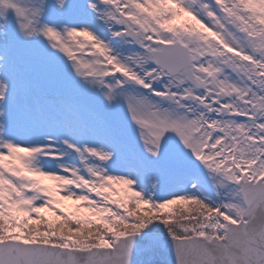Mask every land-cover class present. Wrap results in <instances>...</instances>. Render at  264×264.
<instances>
[{"label": "snow or ice", "instance_id": "1", "mask_svg": "<svg viewBox=\"0 0 264 264\" xmlns=\"http://www.w3.org/2000/svg\"><path fill=\"white\" fill-rule=\"evenodd\" d=\"M0 264H264V0H0Z\"/></svg>", "mask_w": 264, "mask_h": 264}, {"label": "trees", "instance_id": "2", "mask_svg": "<svg viewBox=\"0 0 264 264\" xmlns=\"http://www.w3.org/2000/svg\"><path fill=\"white\" fill-rule=\"evenodd\" d=\"M45 183H48V182L45 181ZM49 184H50V183H49ZM114 187H115V193H114V195H115V196H119V197L124 198L125 203L127 204V201L130 199V195H129L128 193H125L124 188L122 189V186L115 185ZM182 205H183V206H182ZM184 205H186L184 202H182V201H177L176 205H169V206H167V208H168V209H172V208H175V207H177V206H179V207H180V206H181V207H187V206H184ZM129 206H131V205H129ZM142 207L145 208L146 206H143V205H142ZM80 211H81V213L86 214L85 209L82 210V208H81Z\"/></svg>", "mask_w": 264, "mask_h": 264}, {"label": "rangeland", "instance_id": "3", "mask_svg": "<svg viewBox=\"0 0 264 264\" xmlns=\"http://www.w3.org/2000/svg\"><path fill=\"white\" fill-rule=\"evenodd\" d=\"M184 20H188L189 22H191V18H190V17H186L185 14H182L180 17L177 18L176 23H181V22H183ZM45 181L48 182V183H50V184H52L51 181H47V180H45ZM119 186H122V189L125 188V186H123V185H119ZM128 194H129L130 197H131V193L128 192ZM73 203H74V202H72V201H65V204H68V205L73 204ZM182 206H183V205H182ZM184 206H187V205H184ZM180 207H181V206H180ZM141 209L143 210L144 207L141 206ZM82 210H83V208H82Z\"/></svg>", "mask_w": 264, "mask_h": 264}]
</instances>
